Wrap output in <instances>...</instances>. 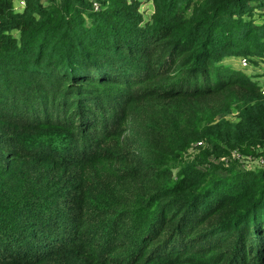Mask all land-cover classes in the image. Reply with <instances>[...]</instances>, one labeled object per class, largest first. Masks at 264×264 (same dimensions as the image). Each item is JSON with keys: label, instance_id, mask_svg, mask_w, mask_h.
<instances>
[{"label": "trees", "instance_id": "16d2710c", "mask_svg": "<svg viewBox=\"0 0 264 264\" xmlns=\"http://www.w3.org/2000/svg\"><path fill=\"white\" fill-rule=\"evenodd\" d=\"M24 1L0 0V264H264V167L207 160L264 155L224 63L264 60V0Z\"/></svg>", "mask_w": 264, "mask_h": 264}, {"label": "rangeland", "instance_id": "374dc122", "mask_svg": "<svg viewBox=\"0 0 264 264\" xmlns=\"http://www.w3.org/2000/svg\"><path fill=\"white\" fill-rule=\"evenodd\" d=\"M141 5H140V11L143 13L144 18L147 20L150 18L151 14L154 11L153 3L152 0H140ZM263 10L258 9L255 11L253 17H254V22L259 24L264 20V15L261 13ZM238 57L232 58V59H226L224 63H227L231 65V67L242 70L243 72L247 73L249 76L252 75L254 78L256 77L254 74H252V71L255 70L256 74H259V79L262 76L261 74L264 72V60H259L257 63H252L251 66H248L246 69H240L238 67ZM255 73V72H254ZM251 77V76H250ZM261 82V79L259 80ZM257 82V81H256ZM234 89V88H233ZM233 89L218 94L217 101H225V102H232L236 95L237 91H234ZM210 106H215V102H209ZM238 111L236 108H234L232 105L229 107V109L223 114L218 113L215 116V119H220L224 118L227 119L230 122H234L237 119ZM136 119L135 115L131 116V121L130 125L127 128V131L125 132V138L128 140L129 143L132 144L133 148L138 150L137 148V143L135 141V138L133 134L131 133V126L133 123V120ZM201 142V145H198V143ZM207 144L205 141H197L193 142L192 144L189 145L188 150L183 152L182 158L185 159L186 161L194 159V157L197 154H200L201 150L205 148ZM260 150H264V148H261ZM259 151V149L257 150ZM211 163L213 164H221L225 167L234 164L237 165L239 168L243 169H248V168H260L264 167V155H247V154H242L240 151L233 149L230 150L228 154L220 155V156H214L210 155L208 159ZM262 161V162H260ZM224 172V170H220Z\"/></svg>", "mask_w": 264, "mask_h": 264}, {"label": "built area", "instance_id": "2783aa9c", "mask_svg": "<svg viewBox=\"0 0 264 264\" xmlns=\"http://www.w3.org/2000/svg\"><path fill=\"white\" fill-rule=\"evenodd\" d=\"M12 4H13V7L15 10H21L24 6H25V1L24 0H11ZM94 8L97 9V4L94 3ZM238 67L240 69H246L248 66H251L252 63L250 62L249 58H247L246 56H238ZM255 72V73H254ZM252 74H254L256 77L254 78L252 75L251 78L256 82L257 81V84L259 85L260 87V93L262 95H264V72L261 74L262 76L260 77L261 79V82L259 81V74H256V71L253 70L252 71ZM202 143L199 142L198 145H201ZM262 162V161H260Z\"/></svg>", "mask_w": 264, "mask_h": 264}]
</instances>
